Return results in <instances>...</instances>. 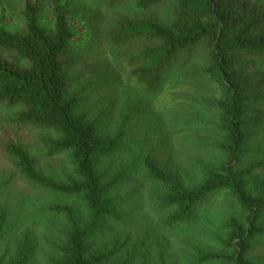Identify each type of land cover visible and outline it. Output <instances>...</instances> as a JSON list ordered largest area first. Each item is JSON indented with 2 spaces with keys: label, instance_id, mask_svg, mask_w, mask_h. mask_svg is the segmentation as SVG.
<instances>
[{
  "label": "trees",
  "instance_id": "trees-1",
  "mask_svg": "<svg viewBox=\"0 0 264 264\" xmlns=\"http://www.w3.org/2000/svg\"><path fill=\"white\" fill-rule=\"evenodd\" d=\"M110 1L129 3L140 15L122 20L106 38L117 48L138 43L124 58L129 78L145 98L179 87L210 92L207 101L170 95L168 102V110L181 106L192 112L176 130L190 137L186 148L194 156L206 152L210 158L196 161L195 174L169 170L151 154L142 156L136 169L130 164L112 169L111 161L124 148L127 117H121L115 133L106 134L100 116L80 107L65 66L74 36L65 7L54 0L48 28L39 21L38 1L23 0V28L0 24V104L18 108L16 122L40 132L37 140L46 158L66 159L58 174H48L21 144L5 146L16 172L55 197L47 210L62 228L46 264L110 261L114 249L92 250L89 240L101 220L120 221L121 197L114 191L129 170L149 185L163 231L189 224L203 204L221 196L219 229L224 232L215 237L218 247L195 251L190 264H264L249 257L253 243L264 238V196L256 183L264 173V137L254 142L248 131L252 96L240 77L247 61L264 69V18L241 5L243 0H171L162 15L157 11L168 0ZM7 217L1 207L0 235ZM33 250L23 240L0 264H27Z\"/></svg>",
  "mask_w": 264,
  "mask_h": 264
},
{
  "label": "rangeland",
  "instance_id": "rangeland-1",
  "mask_svg": "<svg viewBox=\"0 0 264 264\" xmlns=\"http://www.w3.org/2000/svg\"><path fill=\"white\" fill-rule=\"evenodd\" d=\"M36 1L40 23L51 28L54 0ZM170 2L157 14H164ZM58 3L65 7L74 34L65 66L70 89L80 98V107L92 117L100 116L101 130L106 134L115 133L121 117H127L123 126L124 148L111 161V168L130 164L129 169L134 166L136 169L140 166L139 159L151 154L169 170L195 174L196 161H206L210 155L201 152L194 156L186 148L191 139L180 134L176 126L192 112L181 106L168 110V102L171 96L207 101L210 92L179 87L166 89L152 100L145 98L139 85L129 78L124 58L133 53L138 43L117 48L106 38L122 20L140 17L135 8L129 3L114 4L110 0H58ZM240 4L264 18V0H243ZM22 11L23 0H0V24L13 31L23 28ZM245 64L240 77L252 96L248 106V131L255 142L264 137V69L250 61ZM17 110L0 104V208L8 212L6 230L0 235V261H7L18 245L27 240L34 246L27 264H46L51 243L58 240L62 228V221L52 218L47 210L55 197L31 186L16 172L5 146L21 144L34 157L36 165L48 174H58L67 163L64 157L44 156L37 140L40 132L17 123ZM256 179L264 196V173ZM148 189L149 185L139 179L137 172L129 170L128 178L114 191L121 197L120 221L101 220L89 240L92 250L114 249L107 264H141L143 259L147 264H190L195 251L218 247L215 237L224 232L219 229L223 212L221 196L203 204L189 224L163 231L159 226L161 214L149 200ZM249 257L257 261L264 259V238L253 243Z\"/></svg>",
  "mask_w": 264,
  "mask_h": 264
}]
</instances>
